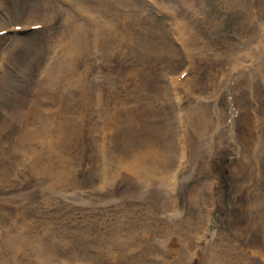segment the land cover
Wrapping results in <instances>:
<instances>
[{"label": "rangeland", "instance_id": "374dc122", "mask_svg": "<svg viewBox=\"0 0 264 264\" xmlns=\"http://www.w3.org/2000/svg\"><path fill=\"white\" fill-rule=\"evenodd\" d=\"M101 1L0 0V264H264V19Z\"/></svg>", "mask_w": 264, "mask_h": 264}, {"label": "bare ground", "instance_id": "6f19581e", "mask_svg": "<svg viewBox=\"0 0 264 264\" xmlns=\"http://www.w3.org/2000/svg\"><path fill=\"white\" fill-rule=\"evenodd\" d=\"M97 1V0H96ZM104 1V0H103ZM103 1H101V2H103ZM167 2H170V1H173V0H166ZM176 1V0H175ZM183 1H188V0H183ZM224 1V3H225V5H226V7H228V8H236V9H238V10H241L244 14H245V17H246V19H243V24H245V25H247L248 26V30H256V29H258V22L260 21V20H262V19H264V0H238V4H245L244 6H242V7H238V5L236 4V2H237V0H223ZM76 2V1H75ZM176 2H178V0L176 1ZM84 3V2H83ZM97 3V2H96ZM174 3V2H173ZM179 4H177V6H174L175 7V12H177V14L178 15H181L182 14V12H183V10H186V8L188 7V6H190L189 4L191 3H189V1H188V3L187 4H185L182 8H181V0L178 2ZM198 3V2H197ZM82 4V3H81ZM81 4H78L79 6L81 5ZM94 5V4H93ZM96 5V4H95ZM103 5V4H102ZM197 4L195 3V0H192V5L191 6H196ZM82 6V5H81ZM97 6H99V5H97ZM101 6V5H100ZM104 6V5H103ZM103 6H101V7H103ZM84 7H86V6H84ZM164 7H166V6H164ZM171 7H173V6H171ZM118 8V7H117ZM121 8V7H120ZM192 8V7H191ZM84 9V8H83ZM173 9L174 8H172V11H173ZM195 9V8H194ZM204 9V8H203ZM253 9H256L255 10V14H254V16L253 17H251L250 16V14H251V12L253 11ZM106 10V9H105ZM188 10H190L189 8H188ZM196 10V9H195ZM194 10V11H195ZM200 10V9H199ZM86 11V10H85ZM88 11V10H87ZM91 11V10H90ZM125 11H128V10H125ZM173 11V12H174ZM82 13V12H81ZM129 14V13H128ZM127 14V15H128ZM175 14V13H174ZM177 14H175V15H177ZM189 16V15H188ZM187 16V17H188ZM200 16H201V14H200ZM177 17V16H176ZM184 17H186V15H185V13H184ZM184 19H186V18H184ZM123 20H125V17H124V19ZM181 20V19H180ZM187 20H188V18H187ZM191 20V19H190ZM198 20V19H197ZM189 21V20H188ZM186 23V22H185ZM126 26L124 27V25H123V28H124V30H129V24H131V23H129V18H128V20H126V23H124ZM184 24V23H183ZM188 24H189V22H188ZM116 25V24H115ZM182 24H180V26H181ZM190 25V24H189ZM260 25H262V24H260ZM31 26V25H30ZM74 26V25H73ZM185 27H186V25H184ZM184 27V28H185ZM188 27H190V26H188ZM192 27V26H191ZM194 27V26H193ZM107 29V28H106ZM102 30V29H101ZM120 30V29H119ZM185 30V29H184ZM190 30V29H189ZM203 30V29H202ZM103 31V30H102ZM105 31V30H104ZM110 31V30H109ZM116 31V30H115ZM193 32H196V31H193ZM84 33H85V31H84ZM104 33H106V31L104 32ZM110 33V32H109ZM108 33V34H109ZM185 33H188V31L187 32H185ZM184 33V34H185ZM198 34V33H197ZM82 35V34H81ZM252 35V34H251ZM182 36V35H181ZM184 36V35H183ZM200 36V35H199ZM186 37V36H185ZM193 37V36H192ZM197 37V36H196ZM82 39V38H81ZM85 39H87V38H85ZM191 39V38H190ZM131 43V42H130ZM117 44H119V43H117ZM184 44V43H183ZM86 45V44H85ZM120 46V45H119ZM85 47V46H84ZM130 48H131V46H130ZM184 74V73H183ZM183 74H182V76H183ZM186 75V74H185ZM181 76V77H182ZM188 77V76H187ZM191 78V77H190ZM193 78V77H192ZM179 79H180V77H179ZM188 79V78H187ZM185 81H187V80H185ZM178 82H179V80H178ZM193 82V81H192ZM186 83V82H185ZM195 83V82H194ZM182 85V84H181ZM187 86H185V88H186ZM158 113V112H157ZM130 118H132V117H130ZM147 118V117H146ZM142 120H140V123H143V122H145L144 120H143V118H141ZM145 119V118H144ZM134 120L136 121V123L139 121V119H138V117H134ZM148 121V120H147ZM146 121V122H147ZM156 121V120H155ZM145 122V123H146ZM151 122H153V121H151ZM157 122V121H156ZM159 122V121H158ZM148 123V122H147ZM162 123V122H161ZM130 124V123H129ZM148 125L150 126V121H149V123H148ZM164 125L165 124H160L159 123V130H160V128H162L160 131H161V133L164 135ZM257 125V124H256ZM130 127V126H129ZM151 127V126H150ZM150 127H149V129L147 130L146 128V130L147 131H145L146 133H147V135H142L140 132H139V127L137 126V124H136V126H135V128H134V131H133V133H125L126 135L127 134H129V135H132L133 136V138H131V139H128V145H129V150H126V152L127 151H129V152H127V153H125V155H124V159H125V164L124 165H126V167H128L127 166V163L129 164V167L128 168H132V167H134V166H137V164L140 162V160L141 159H146V157L148 156L149 158L145 161V162H153V164L152 165H154V166H156V164L159 162V161H156L155 160V157L157 156V158H158V160H160V158L161 157H163V159L161 160V162L160 163H162V166H164V167H169L170 168V166H168V164H169V161H170V159H169V161H168V157L170 156V155H168V154H161L160 155V153H158L156 150H155V148L151 145V143L148 141V135L150 134V133H152L151 131H153V129H150ZM166 127V126H165ZM133 130V129H132ZM149 130H151V131H149ZM129 132H130V128H129V130H128ZM168 131V130H167ZM155 133H156V131H155ZM154 133V134H155ZM153 134V135H154ZM166 136V135H165ZM134 137H136V138H134ZM138 138V139H137ZM167 139H169L168 137H166ZM144 140V141H146V142H144V141H140V140ZM61 139L59 138V141H60ZM172 140V139H171ZM170 140V141H171ZM171 143H172V141H171ZM149 144V145H148ZM243 144V143H242ZM60 145V144H59ZM149 146H150V148H149ZM172 146H173V144H172ZM244 146V145H243ZM259 146V145H258ZM142 147V151H138L139 153L138 154H135V152H137L136 150L137 149H139V148H141ZM143 147H145V148H143ZM174 147V146H173ZM127 149V148H126ZM176 149V148H175ZM182 149V148H181ZM152 152H154L153 153V155H152ZM134 154H135V156H134ZM177 154V153H176ZM60 157V156H59ZM179 157V156H178ZM171 158V157H170ZM175 158V157H174ZM165 159V160H164ZM142 161V160H141ZM174 162V161H173ZM172 162V163H173ZM259 162V161H258ZM144 163V162H143ZM171 163V164H172ZM256 163V162H255ZM141 164V163H140ZM146 164V163H145ZM142 165V164H141ZM141 165H139V166H141ZM144 165V164H143ZM159 165V164H158ZM157 165V166H158ZM173 165V164H172ZM138 166V167H139ZM148 167H149V165H147ZM153 166V167H154ZM147 167V168H148ZM131 168L129 169V170H131ZM135 168L136 167H134V170H135ZM140 168V167H139ZM138 168V169H139ZM147 168H145V169H147ZM155 168V167H154ZM144 169V168H143ZM156 169V168H155ZM166 169V168H165ZM128 170V169H127ZM133 169H132V171H134ZM136 170H137V168H136ZM150 170V169H149ZM148 170V171H149ZM163 170V169H162ZM167 170V169H166ZM169 170V169H168ZM167 170V171H168ZM127 172H129V171H127ZM164 172V171H163ZM162 172V173H163ZM144 174V173H143ZM146 174V173H145ZM148 174V173H147ZM153 174V173H152ZM152 174H150V175H152ZM155 174H156V172H155ZM150 175H148V176H150ZM157 175V174H156ZM161 175V174H160ZM145 176H147V175H145ZM155 176V175H154ZM158 176V175H157ZM156 176V177H157ZM160 177V176H159ZM149 178V177H148ZM151 178H153V175H152V177ZM153 180H154V178H153ZM159 181V180H158ZM155 182H156V180H155ZM162 182V181H161ZM201 194H203V193H201ZM199 197V196H198ZM171 201V200H170ZM167 204V203H166ZM167 206V205H166ZM165 206V207H166ZM169 206V205H168ZM168 206H167V208H168ZM199 218V217H198ZM137 241V240H136ZM138 242H139V240H138ZM185 255V254H184ZM183 256V255H182ZM50 257V256H49ZM183 259H185V258H183ZM185 261V260H184ZM182 262V261H181ZM184 263V262H183ZM182 263V264H183ZM180 264V263H179Z\"/></svg>", "mask_w": 264, "mask_h": 264}]
</instances>
